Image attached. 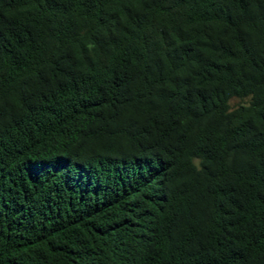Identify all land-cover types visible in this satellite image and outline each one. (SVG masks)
Returning a JSON list of instances; mask_svg holds the SVG:
<instances>
[{"label": "trees", "instance_id": "1", "mask_svg": "<svg viewBox=\"0 0 264 264\" xmlns=\"http://www.w3.org/2000/svg\"><path fill=\"white\" fill-rule=\"evenodd\" d=\"M0 264H264V0H0Z\"/></svg>", "mask_w": 264, "mask_h": 264}, {"label": "rangeland", "instance_id": "2", "mask_svg": "<svg viewBox=\"0 0 264 264\" xmlns=\"http://www.w3.org/2000/svg\"><path fill=\"white\" fill-rule=\"evenodd\" d=\"M241 103H246V101H240L238 99H231L229 104H230V107L233 109V108H236Z\"/></svg>", "mask_w": 264, "mask_h": 264}]
</instances>
